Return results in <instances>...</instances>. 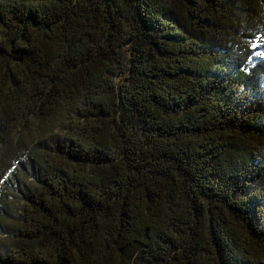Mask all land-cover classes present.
Masks as SVG:
<instances>
[{"label": "trees", "instance_id": "16d2710c", "mask_svg": "<svg viewBox=\"0 0 264 264\" xmlns=\"http://www.w3.org/2000/svg\"><path fill=\"white\" fill-rule=\"evenodd\" d=\"M0 264H264V0H0Z\"/></svg>", "mask_w": 264, "mask_h": 264}]
</instances>
